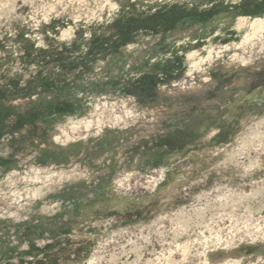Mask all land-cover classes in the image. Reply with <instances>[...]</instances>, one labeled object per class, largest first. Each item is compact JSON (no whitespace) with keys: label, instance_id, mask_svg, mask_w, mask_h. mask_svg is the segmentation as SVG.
Returning a JSON list of instances; mask_svg holds the SVG:
<instances>
[{"label":"rangeland","instance_id":"374dc122","mask_svg":"<svg viewBox=\"0 0 264 264\" xmlns=\"http://www.w3.org/2000/svg\"><path fill=\"white\" fill-rule=\"evenodd\" d=\"M0 264H264V0H0Z\"/></svg>","mask_w":264,"mask_h":264}]
</instances>
